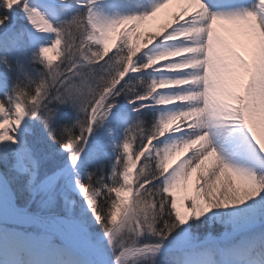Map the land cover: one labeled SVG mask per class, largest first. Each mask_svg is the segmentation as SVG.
<instances>
[{
  "label": "snow or ice",
  "instance_id": "6c2138e0",
  "mask_svg": "<svg viewBox=\"0 0 264 264\" xmlns=\"http://www.w3.org/2000/svg\"><path fill=\"white\" fill-rule=\"evenodd\" d=\"M0 264H264V0H0Z\"/></svg>",
  "mask_w": 264,
  "mask_h": 264
},
{
  "label": "bare ground",
  "instance_id": "6f19581e",
  "mask_svg": "<svg viewBox=\"0 0 264 264\" xmlns=\"http://www.w3.org/2000/svg\"><path fill=\"white\" fill-rule=\"evenodd\" d=\"M176 7H177L176 5H173V6H171V8L169 10H166V11L175 10Z\"/></svg>",
  "mask_w": 264,
  "mask_h": 264
}]
</instances>
